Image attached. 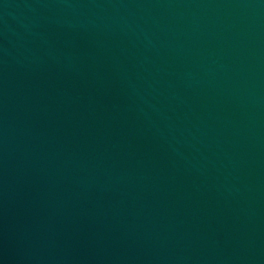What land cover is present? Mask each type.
I'll list each match as a JSON object with an SVG mask.
<instances>
[{"label":"water","instance_id":"1","mask_svg":"<svg viewBox=\"0 0 264 264\" xmlns=\"http://www.w3.org/2000/svg\"><path fill=\"white\" fill-rule=\"evenodd\" d=\"M0 264H264V0H0Z\"/></svg>","mask_w":264,"mask_h":264}]
</instances>
